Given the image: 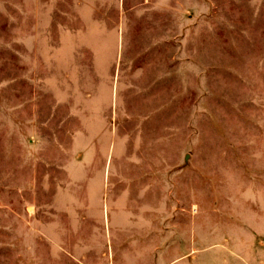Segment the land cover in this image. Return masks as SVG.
<instances>
[{"label": "rangeland", "instance_id": "rangeland-1", "mask_svg": "<svg viewBox=\"0 0 264 264\" xmlns=\"http://www.w3.org/2000/svg\"><path fill=\"white\" fill-rule=\"evenodd\" d=\"M235 238L264 254V0H0V264Z\"/></svg>", "mask_w": 264, "mask_h": 264}, {"label": "crops", "instance_id": "crops-1", "mask_svg": "<svg viewBox=\"0 0 264 264\" xmlns=\"http://www.w3.org/2000/svg\"><path fill=\"white\" fill-rule=\"evenodd\" d=\"M243 238L227 239L192 254L183 256L171 264H264V254L254 250ZM251 245L253 246L252 242Z\"/></svg>", "mask_w": 264, "mask_h": 264}]
</instances>
